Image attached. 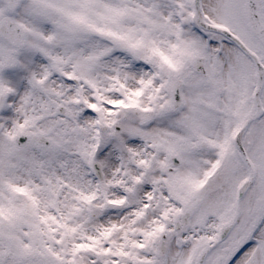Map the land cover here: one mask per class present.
Here are the masks:
<instances>
[{
	"label": "snow or ice",
	"instance_id": "6c2138e0",
	"mask_svg": "<svg viewBox=\"0 0 264 264\" xmlns=\"http://www.w3.org/2000/svg\"><path fill=\"white\" fill-rule=\"evenodd\" d=\"M0 264H264V0H0Z\"/></svg>",
	"mask_w": 264,
	"mask_h": 264
}]
</instances>
